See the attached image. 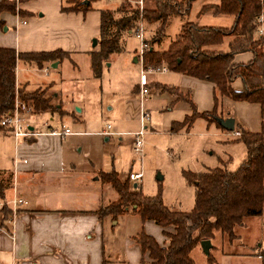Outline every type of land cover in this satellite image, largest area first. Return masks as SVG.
<instances>
[{
	"label": "trees",
	"instance_id": "trees-1",
	"mask_svg": "<svg viewBox=\"0 0 264 264\" xmlns=\"http://www.w3.org/2000/svg\"><path fill=\"white\" fill-rule=\"evenodd\" d=\"M28 0H0V25L5 22L1 15L8 11L23 17L27 12L17 8V4ZM98 0H71L63 5L62 12L87 11L91 3ZM136 0L120 1L115 8L100 10V32L96 38L99 45L90 53L93 76L98 78L105 60L111 53L124 50L125 36L135 34L140 15L144 31L147 33L148 48L145 60L150 63H165L175 72L207 80L214 84L215 106L212 111L197 112L183 122L174 124V129L191 124L193 118L202 117L207 122H216L218 97L227 96L235 101L260 104L264 111V36L254 38L258 28L257 17L261 14L264 0H214L203 10L233 16L230 28L202 26L186 20L191 3L195 0H155L153 8H140ZM133 2V3H132ZM179 16L184 20L180 33L168 45L159 50L165 36L169 19ZM228 40L230 51L223 52L220 45ZM250 51L248 63L234 61L235 54ZM66 53L62 50L40 52H17L15 48L0 47V120L14 105L16 90L19 98L30 102L35 112L53 111L52 96H45L46 90L26 92L16 86V64L18 60L34 62L41 67L44 62L62 60ZM239 78L243 88L235 90L232 82ZM190 104L195 107L189 99ZM218 124V123H217ZM219 125V124H218ZM220 126V125H219ZM0 132H8L0 125ZM9 133V132H8ZM243 143L246 155L238 168L230 170L218 166L201 172L185 171L190 183L195 186V203L190 211H176L167 207L161 196H146L132 187L129 178L121 179L115 171L100 172L101 181L110 184L118 194V199L101 207L100 211L110 214L112 219L129 209L141 220L151 219L161 227L172 226L173 232L164 230L167 245H160L156 239L140 232L136 242L142 251L148 253L149 261L143 264H195L190 252L202 240H211L215 231L233 240L235 227L243 224L246 217L261 215L264 208V122L258 132L241 131L236 139ZM11 175L0 174V200L5 199V189ZM6 220L11 210L2 208ZM213 264L210 250L206 255Z\"/></svg>",
	"mask_w": 264,
	"mask_h": 264
},
{
	"label": "rangeland",
	"instance_id": "rangeland-1",
	"mask_svg": "<svg viewBox=\"0 0 264 264\" xmlns=\"http://www.w3.org/2000/svg\"><path fill=\"white\" fill-rule=\"evenodd\" d=\"M120 1L124 0L112 2L116 7ZM214 2V0L193 1L186 20L202 26L230 28L233 24V16L215 14L211 9H202L206 4ZM62 3L65 6L69 5V1L63 0ZM154 4L155 0H144V8H153ZM34 7H42L41 0L37 1ZM53 10V4L45 9L47 15L43 19V23L55 22ZM41 13L42 10L38 12V15ZM261 15L263 33L259 34L258 28H256L254 38L264 36V3L262 4ZM25 18L26 15L20 17L22 20ZM183 23L184 20L179 16H173L169 19L165 36L158 46L159 50L164 49L170 40L180 33ZM76 26L78 27L79 24ZM144 27H147L146 24ZM80 30L82 35L84 32L82 26L78 27L77 31ZM144 36L147 39L146 31ZM138 48L139 40L136 37L130 42L128 41L126 51L129 53L124 55L122 60L112 62L109 68L104 67L100 79L93 78L90 61L86 54L74 58L75 67L72 63L69 64L68 60H64L57 69L51 70L50 75L43 77L42 80H37L34 75L28 72L27 68L25 69L21 65L20 70L17 71L19 82L29 81L30 89H35L37 81H53L52 90L47 89V87H39L35 90H46L45 96L58 92V100L52 98V102L56 106L61 103L62 109L65 111L63 116L52 115L49 112L36 115L37 121L34 123L36 128H40L39 125L42 122H48L52 126H61L63 123L70 125L71 129L75 131L81 124L82 117L85 120L87 131H100L106 123L112 126V130H131L130 133L140 130V100L138 95L132 91L134 82L139 80L140 65L138 58L136 64L133 62V58L129 57L134 49L136 50L134 52L135 57H138ZM220 50L223 52L230 51L228 40L225 39L221 43ZM251 58L252 53L244 51L235 54L234 61L248 63ZM126 60H129L127 64L125 63ZM169 71L152 76L157 83L166 86V89L159 90L153 84L151 86V99L148 101L146 99L143 103L145 111H148L151 117L144 124L147 129L143 135L144 157L141 164H134L131 167L134 156L128 141L132 139L131 136H123L124 142L121 143L117 136H111L109 140H105L103 136L94 133L83 136L85 150L88 151L86 155L83 151H76V147L80 146L81 134L71 136L74 142L68 147L71 154L69 159L76 163L77 174L81 175L91 169L111 172L115 168L121 176L126 177L130 167L132 171L141 170L142 177L138 183L136 181L130 182L132 184L137 183V189L143 195L154 196L159 194L163 203L170 209L190 211L195 203V186L187 180L184 172L197 173L218 166H226L230 170H235L245 158L246 150L244 145L236 140L237 137L232 132L229 133L227 130L221 129L215 122L209 123L202 117L193 118L191 124H186L179 129L173 128L175 123L183 122L186 118L193 116L195 111H212L215 106V92L208 83H198L199 80L197 83L189 84L186 80L192 76L186 75L185 79L181 77L183 73L170 69ZM52 74H55L53 79H51ZM194 78L196 77L191 80H197ZM232 87L235 90H241L243 88L242 81L239 78L235 79L232 82ZM180 91L186 92V94ZM188 92L190 96H188ZM189 99L195 107L190 104ZM218 99L217 115H222L224 118H235L237 122L240 120L245 123L248 122L250 126L247 125V128L250 131H253V123L256 122L259 129L260 121L264 122V111L261 110V113L259 107L249 105L250 102L235 101L227 96L218 97ZM80 107H83L82 112L78 111ZM253 108H256V111ZM34 113L37 112L34 111ZM29 122L33 121L29 119ZM160 174L162 178L158 180ZM95 176L100 177L101 175L96 172L93 177ZM116 196V191L109 184H103L101 199L104 204L114 200ZM126 218L131 219L129 216L118 218V226L122 224L128 227L133 226V223ZM235 236L233 240H229L227 235L219 231L214 232L210 248L213 264H264V208L261 215L244 218L243 224L235 227ZM195 247L196 251L190 252L194 263L210 264L200 244Z\"/></svg>",
	"mask_w": 264,
	"mask_h": 264
},
{
	"label": "crops",
	"instance_id": "crops-1",
	"mask_svg": "<svg viewBox=\"0 0 264 264\" xmlns=\"http://www.w3.org/2000/svg\"><path fill=\"white\" fill-rule=\"evenodd\" d=\"M37 1L39 0H28L17 4V8L27 12L25 20L20 19L21 16L19 17L18 14L8 11L2 13L1 17L5 24L0 25V47L15 48L17 52L62 50L66 53V57L58 60L55 67L52 66L54 61L44 62L40 67L34 62L18 60L15 71L17 88L33 91L39 87H47L49 90H52L53 87V81H37L35 89H30L29 81L20 83L17 79V71L20 70L21 65L25 69L27 68L28 72L34 75L37 80H42L43 77L50 75L51 70L57 69L64 60H68V63H72L75 67L74 58L81 54H86L89 59L93 76L90 53L99 47L98 44L92 46V40L99 36L100 10L115 8L112 2L115 0L92 2L90 9L85 12L81 10L62 12L63 0H41L42 7L36 8L34 4ZM65 1L70 2L71 0ZM50 4L54 6L55 22L43 23V19L47 15L45 9ZM40 10L42 13L38 15ZM76 24H79L78 27L82 26L84 30L82 35L81 30L77 31ZM134 38V35L125 36L124 50L121 53H111L103 63L100 76L98 78L93 76V78L100 79L104 67L109 68L115 60H122L124 55L129 53L126 51V43ZM134 52L130 53L129 57L133 58V62L136 63ZM128 61L126 60L125 63L127 64ZM22 62L23 64H21ZM154 75L149 76L150 90L153 84L159 90L166 89V86H162L152 78ZM187 76L181 74L182 78L186 79ZM54 77L55 74H52L51 79ZM191 79L193 77L188 78L186 82L192 84L200 80L198 83H208L214 88V84L207 80ZM134 83L132 91L139 97V80L137 79ZM182 93L186 94V92ZM187 94L190 96L189 92ZM48 96L58 100L59 93H50ZM150 97L149 95L148 99H151ZM249 105L259 107L258 109L261 111L260 104L250 103ZM256 108L253 109L256 111ZM78 111L82 112L83 107L78 108ZM47 112L59 116L65 114L61 103L53 111L32 114L29 119L33 121L30 122V126L34 130L61 129L62 125L71 129L70 125L62 123L61 126H52L48 122H42L39 125L40 128H36L34 125L37 121L36 117ZM150 117L147 121L150 120ZM262 122L261 120L259 129L256 122L253 123V131H250L247 128L248 122L245 123L241 120L237 122V119L234 118V130L258 132ZM106 126L107 123L100 131H87L85 120L81 117L78 129L75 131L71 129L73 133L64 136L41 133L35 136L15 138L10 133H0V174L11 175L5 189V199L0 201L10 202L14 197L25 198L28 201L26 205L18 206L15 210L11 205L5 204L2 208L11 210L6 220L3 219V209L0 208V264H143L144 261H149L148 253L142 251L135 240V237L142 231L153 236L160 245H167L168 240L164 230L173 232L172 226L161 227L151 219L141 220L130 209L118 215L116 220L112 219L110 214L102 213L100 211L102 206L118 199L117 193L116 198L109 203L104 204L101 199L103 184L107 183H103L100 177L93 176L96 172L105 171L89 169L90 171L87 170V173L77 174L76 163L70 161L69 155L71 154L68 147L74 142L71 138L72 135L81 134L80 146L76 147V151H83L85 155L88 154V151L85 150L83 137L86 134H98L105 140H109L111 136H117L121 143L124 142L123 136L132 137L131 130H112V126L108 130L112 133L105 134L103 132L107 131ZM219 127L223 129L221 126ZM128 141L132 150V139ZM131 167L129 172L132 171ZM113 171L121 179L128 176H121L115 168ZM159 176L162 178L161 174ZM139 180L136 182L138 183ZM137 183H134L135 187L131 183L132 187L136 188ZM122 216L124 218L131 217V219H126L131 221L133 226L128 227L123 224L118 226L117 219ZM195 248L193 250L196 251Z\"/></svg>",
	"mask_w": 264,
	"mask_h": 264
},
{
	"label": "built area",
	"instance_id": "built-area-1",
	"mask_svg": "<svg viewBox=\"0 0 264 264\" xmlns=\"http://www.w3.org/2000/svg\"><path fill=\"white\" fill-rule=\"evenodd\" d=\"M140 11L144 8L143 0L135 1ZM25 22V21H21ZM258 24V33L262 34V23L263 18L260 14L256 20ZM144 24L142 22V14L140 15V21L138 29L135 30V37L139 40V48H138V58L140 65L139 72V100L141 104L140 111V130L132 133V152H133V160L132 164H141L144 157V139L143 135L146 129L144 126L145 122L149 119L150 115L148 111H145L143 107V103L148 99L151 90H150V75H154L157 73H163L168 71V67L163 63H147L145 60V51L148 48V43L145 41L144 36ZM34 113V108L30 102L22 101L16 90L14 105L11 109L7 110L0 120V125L7 129V131L14 136L15 138L27 137V136H35L41 133H51L57 134L60 136L72 134V130L62 125L61 129H46L44 131H36L34 129H30L29 117ZM111 128L110 124H107L105 134H109L108 130ZM232 132L233 135L238 136L240 132L238 130L229 131ZM142 177V171H131L128 173V178L130 181H137ZM28 203L27 199L21 197H14L10 202L0 201V208H2L5 204L11 205L12 209L15 210L18 206H24Z\"/></svg>",
	"mask_w": 264,
	"mask_h": 264
},
{
	"label": "water",
	"instance_id": "water-1",
	"mask_svg": "<svg viewBox=\"0 0 264 264\" xmlns=\"http://www.w3.org/2000/svg\"><path fill=\"white\" fill-rule=\"evenodd\" d=\"M84 3H88V0H83ZM4 30H6V27H4ZM97 45V40L94 38L92 40V46H96ZM135 60H137V58H135ZM57 65V62H54L52 64L53 67H55ZM216 122L225 130L227 131H233L234 130V119L231 117H227V118H222V117H217L216 118ZM30 129L32 130L33 127L30 126ZM158 179H161L160 176H158ZM134 187L136 186V184L133 185ZM200 246L201 249L203 251L204 254H208L209 250L212 246L211 241L210 240H202L200 242Z\"/></svg>",
	"mask_w": 264,
	"mask_h": 264
}]
</instances>
